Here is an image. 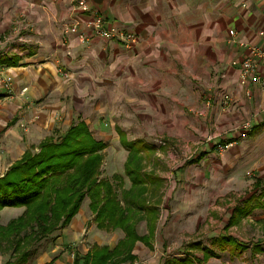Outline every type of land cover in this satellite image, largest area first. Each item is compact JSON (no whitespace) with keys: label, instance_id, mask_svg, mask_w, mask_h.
Returning <instances> with one entry per match:
<instances>
[{"label":"rangeland","instance_id":"374dc122","mask_svg":"<svg viewBox=\"0 0 264 264\" xmlns=\"http://www.w3.org/2000/svg\"><path fill=\"white\" fill-rule=\"evenodd\" d=\"M6 1L10 0H2ZM73 4L77 11V0ZM15 6L13 14L17 15L21 7ZM38 6L35 0L29 3L31 10ZM22 17L12 21L15 27L21 26L19 34L24 43L17 42L19 34L9 22L0 30V54L37 52L36 43L30 41L37 25L32 20L36 28L30 30L21 22ZM72 19L62 24V31ZM123 48L131 51L134 47ZM124 54L119 52L117 58L124 57L126 65L114 69L108 84L89 77L83 84L74 76L77 71L61 61L56 71H42L37 61L16 70L0 65V172L30 145L37 151L42 137L58 139L72 122L83 119L93 136L105 144L99 177L118 174L128 187L124 174L128 150L120 143V128L128 139L140 138L153 146L144 167L162 178L155 235L150 246L137 242L133 264H176L185 258L189 259L186 264H264V205L254 208L239 224L224 228L232 206L256 191V180L264 184V111L244 114L235 107V114L222 113L234 104L224 80L223 64L212 69L204 80L200 72L190 70L185 63L181 65L177 58H173L174 72H170L162 67L169 62L155 61L150 56L128 58ZM112 60L107 51L95 71L105 70ZM239 87L248 103L251 95ZM220 90L230 96L228 107L220 99ZM245 123L249 128L245 134L239 133ZM228 134H236V138L227 141V147L218 145L200 160L188 162L210 140H225ZM88 202L86 197L69 225L28 246L25 264H39V257L40 264H72L74 254L83 255L93 243L113 247L121 231L98 229ZM10 207L0 210V224L5 225L25 210L23 206ZM136 228L139 234L147 232L143 220ZM224 230L246 243L261 240V251L254 258L248 249L241 255L230 254L216 244L217 234ZM203 252L209 254L208 259L202 258ZM10 256V252L0 250V264L14 260Z\"/></svg>","mask_w":264,"mask_h":264},{"label":"trees","instance_id":"16d2710c","mask_svg":"<svg viewBox=\"0 0 264 264\" xmlns=\"http://www.w3.org/2000/svg\"><path fill=\"white\" fill-rule=\"evenodd\" d=\"M22 57L3 54L0 65L17 66ZM117 132L121 145L128 150L124 161L128 187H124V180L118 174L111 178L99 177L105 144L93 136L83 119L72 122L58 139L45 136L39 141L37 151L30 145L20 158L8 165L0 176V210L10 206H23L25 210L5 225L0 224V250L14 257L4 264H25L28 246L69 225L86 197L96 227L106 232L121 229L123 236L112 248L93 243L83 255L75 253L72 264H133L137 259L133 253L135 243L151 245L162 193L161 176L144 167L153 146L140 138L128 139L120 128ZM222 138L210 140L188 162L200 160L219 144L236 137ZM255 188L254 193L232 206L224 226L226 230L239 224L254 208L264 205V184L256 180ZM141 220L147 229L143 234L136 228ZM216 242L231 254H241L246 249L251 254L261 251L259 241L249 245L225 230L218 233ZM208 257L203 252L202 258ZM188 262L185 258L176 264Z\"/></svg>","mask_w":264,"mask_h":264},{"label":"crops","instance_id":"0c3cea01","mask_svg":"<svg viewBox=\"0 0 264 264\" xmlns=\"http://www.w3.org/2000/svg\"><path fill=\"white\" fill-rule=\"evenodd\" d=\"M30 1L32 0L6 2L0 0V30L5 28V24L9 22L13 25L15 23V20L12 21L13 18L19 15L26 16L27 19L35 21L37 25L36 34L30 36L33 38L30 41L36 43L37 52L24 54L17 66L5 65L6 70L22 69L37 61L42 71H45V68L56 71L58 61H61L77 71L74 76L78 79L77 81L82 80L83 84L86 83L85 80L88 77L92 81L102 80L104 84H108V79L116 71L114 69H123V66L126 65L124 57L117 58L119 52H124L128 58L150 56L155 61L169 62L168 66L163 65L162 67L170 72L174 69L171 62L173 58H177L181 65L185 63L190 70L194 69L200 72V77L204 80L211 75L212 69L223 64L226 70L224 80L232 91L234 104L231 110H223L222 113L226 111L235 114V107L236 111H241L244 114L252 110L254 112L264 111V88L259 84L251 85V98L248 103L244 102V93L237 82V69L230 64L231 59L242 57L243 50L237 42L228 41L229 29L236 30L239 40L259 41L257 32L261 29L264 30V0H110L109 15L106 20L134 32L138 38L131 51L123 48L125 46L117 39L105 40L92 36L81 44L76 34L65 35L61 30L62 24L78 14L73 10V0H35L39 4L35 10H31L32 8L29 7ZM16 4L21 7L20 13L17 15L13 14ZM14 28L15 25L12 29L14 30ZM2 34L4 38L5 33ZM107 51L113 60L105 70L95 71V66L101 62L103 54ZM258 72L264 76L262 63L258 67ZM216 103L218 104L217 100ZM217 104L215 108L219 110L216 111L220 115L221 112ZM221 116L224 117L225 114H221ZM235 118L237 117L235 116ZM224 123L223 125L227 124L225 121ZM232 135L228 134V137ZM233 136L236 137V134ZM23 151L8 165L20 158ZM6 168L0 172V176ZM79 212L80 208L76 215ZM73 219L74 217L71 221ZM119 230L123 236L122 230ZM258 241L261 246V240L253 242ZM256 253H250V256L254 258ZM38 261L40 264V257Z\"/></svg>","mask_w":264,"mask_h":264},{"label":"built area","instance_id":"2783aa9c","mask_svg":"<svg viewBox=\"0 0 264 264\" xmlns=\"http://www.w3.org/2000/svg\"><path fill=\"white\" fill-rule=\"evenodd\" d=\"M77 15L65 24L63 27V33L76 34L81 41L88 40L92 36H97L104 39H117L123 46L132 47L136 44L138 38L134 32L126 30L116 23L103 18L99 12L91 6L89 0H77ZM21 22L28 26L29 29H35V23L32 20L27 19L25 16L21 18ZM21 26H16L14 32L19 34ZM228 41L237 42L243 50L242 57L239 59H232L231 65L237 69V82L244 88L247 95L251 92V85L253 83L259 84L264 88V76L260 75L258 72V67L262 63L264 67V30H258L257 34L259 36L258 42H246L237 39V32L235 29L228 30ZM19 44H23L24 39L20 37V34L16 38ZM14 47V46H13ZM17 53V51H15ZM21 55L20 52H18ZM224 91V90H223ZM220 99L224 103V107H228L230 101V96L228 92L219 91ZM264 110V106H263ZM202 115L203 112L201 111ZM248 123L242 125L243 132L245 134L246 130L249 128ZM231 143V142H228ZM225 143L224 146L227 147ZM221 144H219L220 146Z\"/></svg>","mask_w":264,"mask_h":264},{"label":"water","instance_id":"95a60500","mask_svg":"<svg viewBox=\"0 0 264 264\" xmlns=\"http://www.w3.org/2000/svg\"><path fill=\"white\" fill-rule=\"evenodd\" d=\"M91 6L96 9L103 18L108 17V4L110 0H89Z\"/></svg>","mask_w":264,"mask_h":264}]
</instances>
